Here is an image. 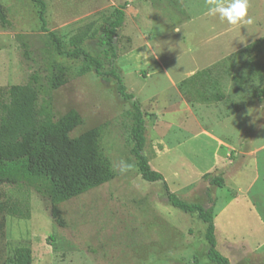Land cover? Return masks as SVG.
<instances>
[{
	"label": "rangeland",
	"instance_id": "374dc122",
	"mask_svg": "<svg viewBox=\"0 0 264 264\" xmlns=\"http://www.w3.org/2000/svg\"><path fill=\"white\" fill-rule=\"evenodd\" d=\"M43 1L46 30L32 0H0L11 21L9 29L0 28V88L24 84L32 73H38L47 90L51 63L81 66L83 58L71 61L66 51L73 48L71 40L76 34L87 31L79 45L101 61L102 72L115 67L126 90L140 104L146 123L143 154L151 167L181 199L206 208L213 205L217 250L230 264H264V95L260 93L264 89V0H249L254 24L235 26L211 16L189 22L195 12L192 0L172 1L170 6L160 7L166 16L160 24L164 28L148 23L144 1ZM123 3L124 22L113 39L117 57L112 60L104 55L98 39L114 8ZM146 30L155 31L159 41L167 44L158 48L152 43L160 56L168 57L165 66L169 70L131 54ZM53 36L59 39L58 45L52 42ZM256 39H262L257 51L236 56L226 70H213L225 97L222 100L203 101L193 86L179 87L182 74L194 63L229 51L219 56L222 61ZM22 42L28 57L23 55ZM235 75L243 80L237 82ZM179 89L193 104L190 112L196 118L183 120L182 113L176 114L178 110L167 105L169 99L177 103ZM47 96L55 120L70 109L80 114L81 123L71 136L103 125L101 146L115 175L57 204L63 225L53 220L48 197L25 183H0V264H15V251L20 247L30 249L29 264H214L206 256L205 223L196 213L172 206L160 181L141 178L131 152L132 100L123 99L116 80L94 69L73 73L66 83L48 90ZM234 113L242 127L232 136L233 142L254 145V151L243 162L235 160L233 174L227 178L228 190L225 183L210 185L199 174L209 171L217 147L202 128L224 140L237 127L233 119L216 122L215 117L223 119ZM121 162L132 167L121 172ZM212 174L221 175L219 171ZM254 181L247 196V187ZM229 200L232 204L227 207Z\"/></svg>",
	"mask_w": 264,
	"mask_h": 264
},
{
	"label": "trees",
	"instance_id": "16d2710c",
	"mask_svg": "<svg viewBox=\"0 0 264 264\" xmlns=\"http://www.w3.org/2000/svg\"><path fill=\"white\" fill-rule=\"evenodd\" d=\"M32 1L38 6L39 21L43 30H46L44 29L45 3L43 0ZM125 6L126 3H123L114 8L98 39V43L104 46V55L111 56L112 60L117 57L113 39L124 22ZM10 26L11 21L0 4V28L7 30ZM86 33L87 31L84 30L76 34L71 40L73 48L66 51V56L71 61L82 57L81 66L77 68L72 66V63L67 65L51 63L46 76L47 90L44 89L38 73H32L24 84L0 88V96L3 100L0 103V183H25L48 197L52 203L53 220L56 224L63 225L64 221L57 204L112 179L115 173L101 146L103 125L93 127L77 136H71V132L81 123L80 114L75 109H70L55 120L51 98L47 96L48 90L56 89L66 83L73 73L79 75L94 69L101 75L109 74L116 80L118 92L123 99L132 100L131 152L141 178L149 182L160 181L166 199L172 206L187 213H196L205 223L204 240L207 258L214 264H230L229 259L217 250L213 205L206 208L199 203H190L181 199L169 190L163 175L151 167L148 157L143 154L146 123L140 104L134 99V95L126 90L115 67H111L106 73L102 72L101 61L79 45ZM51 40L58 45L59 39L56 36ZM261 43L262 39L252 41L233 53L228 60L257 51ZM22 47L23 55L28 57L25 42H22ZM209 72V70L198 71L189 79L182 81L180 86L191 81L194 93L202 100L221 99L222 95L216 87L217 81L215 83L196 81ZM249 77L250 75L247 79ZM234 79L237 82L243 80L237 75ZM260 93L264 95V89ZM202 178L210 185L218 187L224 185L222 175L207 172ZM209 199L212 204L213 200ZM15 255V264L31 262V251L27 247L16 249Z\"/></svg>",
	"mask_w": 264,
	"mask_h": 264
},
{
	"label": "crops",
	"instance_id": "0c3cea01",
	"mask_svg": "<svg viewBox=\"0 0 264 264\" xmlns=\"http://www.w3.org/2000/svg\"><path fill=\"white\" fill-rule=\"evenodd\" d=\"M135 2L137 1H144L147 5V21L150 25L154 26H158L160 27L164 20H166V16L164 14V12L161 10V6L163 5H168L170 6V3H172V1L176 4V2H179V0H133ZM173 3V4H174ZM191 8L195 11L193 16H191L189 18V22H196V21H205L208 20L207 18V14H206V8H207V2L206 0H192L191 2ZM205 3V7L202 9L201 8V4ZM179 14H181V12H179ZM188 23V22H187ZM164 26V25H163ZM163 26H161L162 28H164ZM175 29H178V27L176 26ZM163 35V34H162ZM157 43L158 44V48H162V46H166L165 43H161L158 39V34L155 33V31H151V30H146V34L144 39L140 40L139 39V44L134 45L131 48V54H135L136 57L138 59H142L145 60L146 62L151 61L153 64L157 65L158 67L162 68L164 71L169 70L166 66H165V61L168 60V57H162L160 56V54H158L154 49H153V43ZM142 53H139V50L142 49ZM229 52V51H227ZM225 53H221V55L226 54ZM237 52V51H236ZM139 54H142V56H139ZM150 54V55H149ZM231 54V53H230ZM215 56L213 58H208V60L206 62L203 63H194V65H191L189 68H187L186 71H188L187 73L185 72L184 74H182V79L179 82V87L182 81L189 79L190 77H192L196 72L198 71H204V70H209L210 72L206 75H203L201 77V79H196V81H207V82H216L217 81V88L219 91V94L222 95L221 99H214L215 101H220L222 100L224 97L223 93L220 91L219 85H220V81L219 79L215 76V74L213 73V70H226L227 68H229V66H231V61L228 60V58L225 56L223 57L224 60L219 61V56ZM139 56V57H138ZM168 74V73H167ZM169 75V74H168ZM180 77V76H179ZM175 81V80H174ZM174 81L172 83H174ZM188 86H193V84L190 82H188L187 84ZM183 89V88H181ZM189 89V88H188ZM212 91V90H211ZM185 92L188 93L185 89ZM178 95L180 96V99H178L177 103L179 104V107L177 108V103L173 102V99H169L167 100V105L170 106V110L174 109V110H178L176 112L177 113H182V119L183 120H187L189 116H192L193 118H196V114L194 112H190L193 110V104L188 102V100L185 99V97H183L182 91L179 89L178 90ZM213 99V98H210ZM209 99V100H210ZM204 99L203 101H209ZM191 101V100H189ZM195 101H199V100H192L191 102L194 103V105L196 104H200V103H196ZM176 104V105H175ZM190 112V113H189ZM175 114V113H174ZM211 118L214 117L212 115H210ZM238 115L236 113L229 115V116H225L223 119H218L217 117H215V120H217L216 122H227L230 119L234 120V127H237V129L234 132H230L229 134H226L224 136V140H220L217 139L215 136H213L212 134L209 133V131L206 128H202L203 134H205L206 136L212 138L213 140H215L217 142V147L214 151L213 154V162L211 163V167L209 168V173H213V171H219V173L222 175V177L224 178V183H225V187L230 190V188H228L227 186V178L228 176H231L233 174V164L235 163V160L237 158H240V161H245L246 157L250 156L251 154H253L254 151V145L253 146H249V147H245L247 144H236L233 142L232 140V136L238 132V130L242 127L241 122H239L237 117ZM237 118V119H236ZM241 130V129H240ZM189 130H185V133H189ZM232 153V154H231ZM205 172V173H207ZM199 174H204L203 172L199 173ZM208 183V182H207ZM255 185V181L252 182L250 184L249 187H247L246 190V195L248 196L251 192L252 187ZM241 193H239L240 195ZM236 195V194H235ZM236 196H233L232 199L234 200ZM232 200V201H233ZM232 204L231 200H229L227 202V207H229ZM261 224L264 228V217L261 216ZM259 247H261V245H259Z\"/></svg>",
	"mask_w": 264,
	"mask_h": 264
},
{
	"label": "clouds",
	"instance_id": "9594fccd",
	"mask_svg": "<svg viewBox=\"0 0 264 264\" xmlns=\"http://www.w3.org/2000/svg\"><path fill=\"white\" fill-rule=\"evenodd\" d=\"M206 2V14L218 17L222 23L226 22L230 26L254 24V18L249 15V0H206ZM131 167L132 165L121 162L120 171L125 172Z\"/></svg>",
	"mask_w": 264,
	"mask_h": 264
}]
</instances>
